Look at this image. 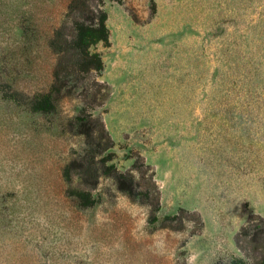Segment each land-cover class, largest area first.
<instances>
[{"label":"rangeland","instance_id":"obj_1","mask_svg":"<svg viewBox=\"0 0 264 264\" xmlns=\"http://www.w3.org/2000/svg\"><path fill=\"white\" fill-rule=\"evenodd\" d=\"M101 17L81 71L66 39ZM254 216L264 0H0V264H255Z\"/></svg>","mask_w":264,"mask_h":264},{"label":"trees","instance_id":"obj_2","mask_svg":"<svg viewBox=\"0 0 264 264\" xmlns=\"http://www.w3.org/2000/svg\"><path fill=\"white\" fill-rule=\"evenodd\" d=\"M75 33L71 40L66 39L68 46L75 50L73 53L78 56L77 64L81 71L92 69H101L102 61L98 53L91 51V46L99 41L108 39V29L105 24V18H99L98 22L91 24L78 23L75 27ZM60 56H66L65 50H61ZM59 73L57 72L56 77ZM124 175L122 172L116 171L114 176L117 187L120 191L127 193L133 200L144 202V196H141L137 190V183L131 172ZM129 176V180L126 179ZM140 194V195H139ZM141 197V198H139ZM159 203L158 195L156 203L152 204V220L155 223L158 218L155 210ZM237 244L246 253L255 264H264V218L260 216L251 217L236 236Z\"/></svg>","mask_w":264,"mask_h":264}]
</instances>
